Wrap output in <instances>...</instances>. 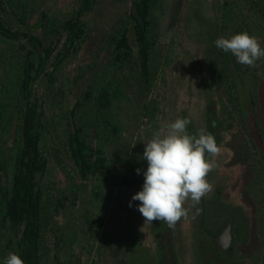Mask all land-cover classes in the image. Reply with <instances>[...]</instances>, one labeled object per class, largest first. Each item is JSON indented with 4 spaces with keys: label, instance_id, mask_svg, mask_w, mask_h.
Returning a JSON list of instances; mask_svg holds the SVG:
<instances>
[{
    "label": "rangeland",
    "instance_id": "1",
    "mask_svg": "<svg viewBox=\"0 0 264 264\" xmlns=\"http://www.w3.org/2000/svg\"><path fill=\"white\" fill-rule=\"evenodd\" d=\"M15 1L0 0V24L4 28L12 26L23 31L25 25L17 20V17H21L14 11L15 8L20 14ZM94 1L93 11L86 18L88 38L85 45H81L77 53L70 54L64 62L53 69L49 66V58L44 64L43 74L35 85V90L42 97L44 108L42 119L49 132L46 147L47 167L39 182L43 192L41 226L44 228L47 223L48 228L46 232H42L38 241L40 244H37L40 246L39 251L44 249L45 252L40 256L41 263L114 264L113 254L108 250L112 249L113 252L116 247L110 245L117 244L118 256L124 259L132 255L139 241L144 248L142 253L145 257L141 263L139 260H133L132 264H161L155 254L156 249L158 250L156 244L159 242L164 244V239L156 238L151 231L152 225L145 224L142 214L138 211L137 206L140 202L132 200L133 195L142 190V187L114 186L97 174L80 181L69 158L67 140L69 130L78 129L85 145L104 159L105 166L113 175L122 172V170L118 172V167L122 168L123 162L116 163L112 151L123 149L127 154L125 165L129 163L130 172L133 169L141 170L143 185V172L147 169V161L143 159L145 143L152 138L155 131L161 130L165 124L173 121L170 118L175 113L173 109L175 90H172L171 85L178 79L176 67L180 62L176 59L179 53L174 46L175 35L184 33L187 40L192 39L195 44L201 45L207 57L211 58L212 64L208 67L215 71V76L210 85L208 76V78L204 76L206 79L202 77V81L198 74L196 84H201V88L196 89L198 92L189 98L191 107L182 103L178 110L187 114L186 116L189 115L191 123L188 125V131L196 133L205 127L206 115L210 111V107H201L199 101L205 103L209 99L216 101L214 113L217 115L220 113L219 120L225 123L227 134L230 131L233 135L226 137L221 143L222 146L220 144L224 160L215 157L218 167L210 172L207 180L213 181V184L224 185V191L227 192L221 195L223 202L226 203L228 194H232L236 202L246 210V217H249L248 209L253 212L249 225L251 234L249 236L247 233H241L246 243H237L236 251H232L231 257L241 264H264V166L262 170V162H256L250 154L251 141L248 133L260 135V150L264 154L262 112L264 58L258 60L254 67H243L241 64L238 69L229 61L230 59L236 61L230 52L223 51V54L217 56L216 49L213 53L216 48L214 41L219 36L227 38L243 31L258 37L261 46L264 47V22L255 15L259 14L258 3L264 2L240 0L236 5L234 3L236 0H144L147 8V15L144 18L147 22L145 39L149 43L146 62L148 73L147 77L141 80L139 46L136 45L135 31L129 29L126 34L128 39H131L129 43L132 47L127 56L114 59L113 47L108 46V40L113 33L134 24L129 18V13L134 2L138 0ZM75 2L76 0H32L31 5L29 4L32 11L21 19L33 29V34L40 37L43 46L48 44L55 46V31L51 28V22H40L42 24L40 25L37 21L38 15L44 13L60 23L62 19L72 14ZM177 4L178 18L171 22L177 11L175 7ZM178 29L182 33L176 31ZM62 43L59 42L60 45ZM30 51V45L24 39L9 40L0 36V84L5 81L7 74L10 77L20 76L27 60L36 66L38 60L35 52L27 56V52ZM56 54L57 52L53 53L52 57ZM221 60L225 63L222 73L218 75L217 67ZM28 72L32 74L33 68L31 67ZM49 74L50 78L59 84V92L56 91L53 81H49ZM232 81L240 85L242 89L240 91L239 88L240 94L234 91V87L231 89ZM101 89L106 91L107 102L97 97L93 98ZM84 93L87 97L83 98ZM75 100H81L82 103L78 109L72 111V117L68 121L67 117ZM176 100L180 104L183 101L182 96L178 95ZM235 103L239 105L236 109ZM99 105L103 107L99 108ZM43 141L40 142L42 150ZM238 146H242L248 159L236 164L233 162L234 156L231 155L232 148L237 152ZM3 147L2 144L0 152L4 151ZM222 161H225L226 165H223ZM232 167L237 172L242 169L243 173L238 174L235 188L227 186L228 181L225 179L227 173H231ZM130 176L133 175L127 172V178H131ZM213 193L215 194L214 188ZM55 203L71 204L75 205V208L69 206L61 215L54 216L52 212ZM191 203L190 201L189 205H184L189 209L188 217L184 221L181 218L174 229L169 228L170 234H166V240L170 243L168 250L173 249L177 264H191L189 263L191 254L186 251L192 236L196 234L195 241L198 235L196 230L200 213L195 214V208H192ZM128 211L130 215L126 217ZM215 215L209 216L218 219V213L215 212ZM124 222L131 224L134 238L129 241L128 238L118 240L121 231H125ZM9 240L12 242L13 239L8 237ZM199 242L200 245L193 251L194 256H203L206 264H220L223 260L220 259L221 255L206 246L210 244V238L205 236L202 242L201 240ZM6 243L7 237L2 228L0 246ZM161 246L163 249V245ZM203 260L197 258L195 264H202L200 262ZM122 264H125L124 260Z\"/></svg>",
    "mask_w": 264,
    "mask_h": 264
},
{
    "label": "flooded vegetation",
    "instance_id": "2",
    "mask_svg": "<svg viewBox=\"0 0 264 264\" xmlns=\"http://www.w3.org/2000/svg\"><path fill=\"white\" fill-rule=\"evenodd\" d=\"M240 0H236V2H234L236 5L239 4ZM262 2H264V0H261ZM259 2V1H258ZM256 3V0H255ZM251 5V4H250ZM253 5V4H252ZM258 7H257V12H259V14H255L256 16H258V18H261L259 20H262L264 22V4H259L258 3ZM134 6V5H133ZM132 6V8H133ZM177 8V11L175 12V14L173 15V18L171 19V22H174L177 18H178V7L179 5L177 4L175 6ZM131 8V10H132ZM136 9V8H135ZM132 14V11H131ZM137 14V13H136ZM133 15V14H132ZM138 21L139 19L136 17V15H133ZM178 22V21H177ZM141 25V29L142 31L145 29V26L143 21L140 22ZM192 23V22H191ZM194 24V23H193ZM192 24V25H193ZM179 27V25L177 26ZM31 33L33 34V29H31ZM176 31H180V29L176 30ZM182 33V31H180ZM175 47L178 49L177 53H179V57H177L176 59H179V64L176 67L177 70V77L178 79H176L175 81L171 82L173 83L172 86V90H175V97H174V103H173V109L175 111L174 115L170 118L172 120H175L176 118H183L181 111L178 110V108L182 105V103H184L186 106H190L189 105V98L190 97H194L195 92L197 93L198 91H196V89L201 88V84L197 85V79H198V74H199V79H202V77L204 79H206L205 77H209L210 78V85H211V80L212 78L215 76V71L210 70L209 69V65L212 64L211 62V58H208L207 55L205 54L206 52L203 51V48L201 45H197L195 44L194 40L191 41L187 40V36H185L184 33L182 34H176L175 35ZM10 40V39H9ZM51 43V42H50ZM85 45V42L83 43ZM30 45V44H29ZM51 44H48L47 46H49ZM52 47V45H51ZM31 51H33L32 46L30 45ZM216 49L218 50L217 56H219L220 54H223V50L218 49L217 47L213 50V53H215ZM223 52V53H222ZM29 53V52H27ZM55 53V52H54ZM31 55V54H30ZM53 56V53H51L50 51V68L53 69L56 66L60 65L57 64L55 65V58L51 57ZM216 57V55H215ZM48 58V59H49ZM218 59H221V57H216ZM47 59V60H48ZM53 59V60H52ZM235 59H230L229 61L232 64H235L238 68L241 67V64L234 61ZM65 61V59L63 60V62ZM222 61V60H221ZM29 62V60H28ZM47 61H45L46 63ZM220 62V60H219ZM44 63V64H45ZM214 63V62H213ZM225 61H222L221 64L218 65L217 67V73L218 75L222 73V69H223V65H224ZM55 65V66H54ZM226 65V64H225ZM245 67V65L243 66ZM246 71H248L247 68H245ZM209 70V71H207ZM28 75L30 74L29 72H27ZM34 73V72H33ZM30 74L31 79H33V81H26L25 83H23L24 80V74L25 71L21 72V75L18 76H13L10 77L9 74L6 75L5 81L2 82L0 84V147L3 144L4 145V151L0 152V202L3 198V196H9L11 194V190H12V184H13V177L15 175L16 172V159H17V146H18V141H19V137H21V133L23 130V120H24V111H25V104L27 102V100L29 102H33L34 98H39L40 100H42L41 95L39 94V92H37V90H35V85L38 81V79L40 78V75L43 74V72L38 75H34V74ZM212 73H214V75H211ZM29 76V77H30ZM51 74L48 75V79L50 78ZM205 76V77H204ZM229 76V75H228ZM207 77V78H208ZM174 80V79H173ZM50 82L53 81V84L56 86V91H58V83L55 80H52V78H50L49 80ZM177 81V82H176ZM203 81V79H202ZM202 81H199L202 82ZM237 82L232 81L231 84V89L234 87V91L239 93V88L240 91L242 90L240 85L236 84ZM25 90V92H24ZM30 91V93L32 94V96H30L27 99V94ZM240 94V93H239ZM178 95L182 96V102H179L176 100V97L178 99ZM25 96V97H23ZM200 105H202L201 107L205 108V107H210V111L209 113L206 115L209 117L210 121L207 120V122L210 126H214V132L212 133L215 137V140L217 142V145L220 146V144L224 141V139L226 137L232 136L233 132L229 131V134H227V127H225V123L220 122L219 119H221L218 115H220V113L217 115V113H214L215 110V103L216 101L214 99H209L206 103L205 102H201L199 101ZM191 104V103H190ZM209 104V106H208ZM43 106V101H42V105L40 106V109H38L37 111V120L39 119V126H38V132H39V150L42 152V157L45 159L46 165L44 168V171L42 172L41 175H38L37 177V182H38V190H39V217H40V225H41V202H42V198H43V192L40 189V180L42 179V175L44 174L46 167H47V157H48V152H47V143H48V136L47 134H49L48 129L46 128L44 122H43V111L44 108ZM235 109L237 107H239L238 104L235 103ZM31 112V111H29ZM262 112H264V109L262 107ZM32 113V112H31ZM34 116H36V112L32 113ZM259 116V115H257ZM30 118L34 119L32 115H30ZM240 119L242 120V118L240 117ZM205 120V121H206ZM236 125H239V123H236ZM230 127H232L231 124H229ZM205 129V127H204ZM70 131V130H69ZM72 132H74L73 129H71ZM190 133L194 134L192 131H189ZM249 133V137H250V141H251V147H250V154H252V156L255 158L256 162L261 161L262 164V170H263V166H264V154H262L260 148V135L255 134L252 135L250 132ZM44 140V141H43ZM43 141L44 145H43V150L40 148V142ZM46 143V144H45ZM222 146V144H221ZM221 149V147H220ZM237 152L234 151V149L232 148V155L231 157L234 156L233 162L236 164H239L238 162H241L242 160L245 161L247 160V155L245 154V152L242 150V146H238L237 147ZM220 160H224V158L221 156V151L217 157V159ZM114 160H116L113 157ZM146 161V160H145ZM223 162V161H222ZM221 162V163H222ZM132 163V162H131ZM127 165V169H128V173H131L133 176H130L131 178H127L128 180H133V183L130 185H123L124 187H142L143 185L142 180L141 179V173L137 174V169H133L131 172L129 170V163H126ZM223 165H226V162H223ZM118 172H120V170H122V168L118 167ZM238 168V167H237ZM231 173H227V178L226 181H228L227 186H233L236 185L237 182V177L238 174L242 175V169L239 170V172H237V170L232 167L231 168ZM77 173V172H76ZM264 173V170H263ZM91 173H88L86 177L90 178L91 177ZM78 178L79 175L77 174ZM210 177V173L208 175ZM82 180V178H80V181ZM215 180V179H214ZM209 183L212 185V191L209 192L207 194V196H204L202 198V201L206 202V206L204 205V209L208 210V212H206L205 215H202V221L199 222V227H198V231H196L198 233V235H200V226H204L206 228H211L213 230V232L211 233V237H210V244H207L206 246H208V248H212L213 249H217L220 252H224V255H221L220 259L221 260L220 264H241L240 262L236 261V259H233L231 257V253L229 254V252L226 250H228L231 246L232 243H234L235 240V231L236 229H238V241L235 242V244L237 245V243H246L245 237L244 235L242 236V234H248L250 236L251 231L249 229V225H250V221L252 220V210L250 211V209H248L249 211V217H246V210H244L242 207V205H240L239 203L236 202L235 197L232 194H228L227 196V202H223V200H221V195L225 194L227 191H224V185H220V184H213V181H209ZM112 184V183H111ZM114 186H116L115 184H113ZM213 188L215 190V194L213 193ZM235 188V187H234ZM227 189V188H226ZM75 193V191H72ZM229 201V202H228ZM189 201H187L185 203V205H189ZM69 206L73 207V209L75 208V205H64L62 203H55L53 209L54 211L52 212V214L57 215H61V212L65 209V208H69ZM199 207L201 208V203L199 205ZM236 207H240L241 212H242V216H241V220L240 221H236V226L234 224H229V223H221L220 220H222L225 217L222 216H226L227 214H230L232 211H236L237 208ZM202 210V208H201ZM213 212H217L218 215V219H216L215 217H211L209 216L211 213H209L210 211ZM130 215V212L128 211L126 217ZM189 215V214H188ZM54 216H52L54 218ZM51 217V219H52ZM192 218V217H191ZM185 218H183L184 221ZM126 220V218H125ZM125 223V222H124ZM50 225V224H48ZM123 225V224H122ZM121 225V226H122ZM152 227L153 230L152 233L156 236V233L160 232V236H156V238H163L164 239V244H161L160 242L156 244V248L158 247V250L156 249V255L157 258H159V261L164 262L163 264H177L176 262V258H175V254L173 249L171 248V250L169 249V245L170 243H168V241L166 240V234H170L169 233V228L167 227V224L164 222H159V221H153L152 222ZM47 227V223H45L44 228H42V226H40L41 228V234L42 232H46V230L48 228ZM49 227V226H48ZM4 229L5 235L7 237V243L4 246H0V264H4V260L6 258V256L8 255L9 252H16L18 255L21 254V247H20V235H21V230L18 226H11L10 224V219L9 217L6 215V210L3 208V205L0 204V229ZM123 229L126 231H121L122 233L119 235V232H117V236H118V240H120V238H134L133 236V232L131 229V224L128 225L125 223V225H123ZM196 240L194 241V238L196 236L193 237L192 236V240L194 242H189V246L187 247V251L189 252L190 255V261L189 263L191 264H195L196 263V259L199 258L201 260H203V256H198L196 257V255L194 256L193 251H195L198 248V239L201 237H205V234L203 236H198ZM8 237H11L13 240L12 242L9 240L8 241ZM41 238V236L38 237V241ZM125 239V240H126ZM191 239V238H190ZM217 239H219V241H217ZM212 240V241H211ZM37 241V244L39 243ZM40 244V243H39ZM163 245V249L162 246ZM193 245V246H192ZM113 247H116L113 252H111L112 249H109L108 252H110L112 255V260L114 262V264H122V260L125 261V264H132L133 260H139L140 263L142 260H144V255H143V250L144 248L141 246V243L139 241H137V246L134 247L133 251H132V255L128 256V258H121L120 256H118V251L119 248H117V244L115 245H110ZM40 246L38 247L37 245V251L35 253V257H34V264H42L41 260H40V256L44 255V249H40ZM219 248H223L222 250H219ZM162 249V252H161ZM234 250L236 251V246L234 247ZM165 252V253H164ZM214 252H216L214 250ZM76 259V257L74 258ZM164 259V260H163ZM202 264H206L205 261L203 260V262H200Z\"/></svg>",
    "mask_w": 264,
    "mask_h": 264
},
{
    "label": "trees",
    "instance_id": "3",
    "mask_svg": "<svg viewBox=\"0 0 264 264\" xmlns=\"http://www.w3.org/2000/svg\"><path fill=\"white\" fill-rule=\"evenodd\" d=\"M17 10L14 8V11L17 16L24 17V15L28 16L32 11L31 5L32 0H16ZM94 0H76L74 3L72 14L67 18L61 20V22H57L55 18H49L44 13H39L38 15V23H47L51 22V28L55 31L56 44L55 46H43L38 35L31 33V28L28 26L27 22L23 21L21 18L17 17V20L21 23H24L25 28L23 31H19L14 29L12 26L8 28H4L0 24V36L5 39H24L27 43H29L33 51L27 53V56L33 54L35 52L38 63L36 66L31 62L26 61V65L24 67V80L33 81L31 79L30 74L28 75V70L32 67L34 70V75L41 74L44 69V63L47 61L51 53L57 52L56 60L54 62L55 65L61 64L65 58H67L70 54L77 53V50L80 49L81 45L88 38L87 26H86V18L88 15H91L93 11ZM144 0H138L134 2V6L136 8V13L138 17L143 21L144 25L146 17V6ZM23 3V4H22ZM129 18L132 20L134 24L127 29H118L115 33H113L109 40L108 46L113 47L112 54L114 55V59H119L120 57L127 56V52L132 50L130 46L131 39H128L126 35L130 30L135 31V41L136 45L139 46L138 55L140 59V76L139 78L144 80L147 76V46L149 43L145 39V29L142 31L141 25L139 21L129 13ZM1 20V16H0ZM41 22V23H40ZM42 27V26H41ZM59 42H63L62 45ZM61 48H58L60 47ZM54 65V66H55ZM30 76V77H29ZM50 80V78H49ZM25 92V90H24ZM32 96L30 91L27 94V99ZM87 97V94L84 93L83 98ZM25 97V96H23ZM98 98L99 100H105L106 91L101 89L97 91V93L93 96V98ZM108 101V100H107ZM105 100V102H107ZM82 103L81 100L74 101V104L71 107V111L67 117L68 121L72 117V111L74 112L76 109L80 107ZM42 105V100L39 98H34L33 102H29L27 100L25 104L24 111V126L21 133V137H19L18 146H17V159H16V172L13 179L12 190L9 196H3L0 204L3 205V208L6 210V215L10 219L11 226H18L21 230L20 239V247H21V258L24 260L25 264H34V257L37 251V241L38 237L41 236V228H40V217H39V190H38V182L37 177L41 175L44 171L46 162L42 157V152L39 150V119L37 120V111L40 109ZM103 106L99 105V108ZM32 113L36 112V116ZM183 118H188L189 115L181 113ZM30 115L33 116L34 119L30 118ZM39 117V116H38ZM207 120L210 121L209 117ZM177 119V118H175ZM205 121V129L211 133L214 132V126L207 125L209 124ZM174 121V120H173ZM172 122V121H171ZM80 131L75 129L74 132L71 130L68 133L67 147L69 158L72 160L74 167L76 169L77 174L80 178L85 179V176L88 173L92 175L97 174L104 181L113 183L116 186L130 185L133 183V180L127 179V165L125 162L127 160V154L123 151V149L115 150L113 152V156L116 159V163H121L122 172L119 175H113L109 169L104 164V159L99 156L97 152H94L91 148L85 145L84 140L79 135ZM120 159V160H119ZM202 210L198 215L200 221H202V215L206 214V210L204 209V205L206 206V202L201 200ZM237 210L232 211L230 214H227L224 220H220L221 223H229L234 224L236 226V221L241 220L242 212L240 207H236ZM210 211V210H209ZM215 215V211L209 212ZM217 213V212H216ZM216 216V215H215ZM204 218V217H203ZM199 227V226H198ZM198 231V230H196ZM213 230L210 228H206L204 226H200V235L211 237V233ZM156 236H160V232L156 233ZM238 229L235 231V240L234 243L231 244L230 248L226 250L229 254L232 253L234 247L236 246L235 242L238 241ZM203 238V237H201ZM198 239V245H200ZM212 241V240H211ZM206 242V239H205ZM217 254L224 255V252L218 251L216 248L214 249ZM162 252V249H161ZM164 260V259H163Z\"/></svg>",
    "mask_w": 264,
    "mask_h": 264
},
{
    "label": "clouds",
    "instance_id": "4",
    "mask_svg": "<svg viewBox=\"0 0 264 264\" xmlns=\"http://www.w3.org/2000/svg\"><path fill=\"white\" fill-rule=\"evenodd\" d=\"M214 44L248 67H254L264 58V47L259 38L247 31L227 38L221 35ZM190 123L188 118H177L155 131L145 143L143 159L147 161V169L143 172L144 182L142 190L132 197L133 201L140 202L137 208L145 224L159 221L174 229L181 218L188 217L189 209L185 203L190 200L198 215L201 209L197 206L212 191L207 176L218 167L215 157L221 149L214 135L206 129L190 133ZM136 171L139 174L141 170ZM129 206H132L131 201ZM4 264L25 262L16 252H9Z\"/></svg>",
    "mask_w": 264,
    "mask_h": 264
},
{
    "label": "water",
    "instance_id": "5",
    "mask_svg": "<svg viewBox=\"0 0 264 264\" xmlns=\"http://www.w3.org/2000/svg\"><path fill=\"white\" fill-rule=\"evenodd\" d=\"M132 14L133 15H136V17L139 19L140 22H142V20L138 17V15L136 14V9H135V6H133L132 8ZM217 241H219V239H217ZM223 248H219V250H222Z\"/></svg>",
    "mask_w": 264,
    "mask_h": 264
}]
</instances>
